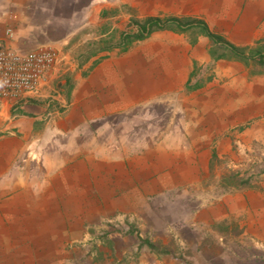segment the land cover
Segmentation results:
<instances>
[{"label":"crops","instance_id":"crops-1","mask_svg":"<svg viewBox=\"0 0 264 264\" xmlns=\"http://www.w3.org/2000/svg\"><path fill=\"white\" fill-rule=\"evenodd\" d=\"M64 1L0 0V29L11 25L13 47L48 44L60 56L35 96L16 110L0 107V260L17 264L39 255L38 242L53 243L57 235L74 240L73 231L89 224L91 211L107 209L104 203L167 176L157 174L162 169L154 174L153 156L167 155L173 165L168 142L187 144L184 130L194 145L219 153L236 138L264 143V72L251 75L240 61L214 60L215 45L196 29L157 30L121 48L122 36L136 31L132 19L188 17L236 47L259 46L264 55V0H67L82 18L77 30L67 29L72 15L63 13ZM121 4L141 12L122 16ZM87 25L99 38L117 32L119 41L79 64L72 36ZM208 64L216 78L203 80L194 67ZM169 99L184 115L178 127L157 136L130 133L132 116L143 115L149 129L150 106ZM186 162L198 170L195 157ZM222 207V218H239L242 235L264 251V179L227 195Z\"/></svg>","mask_w":264,"mask_h":264},{"label":"rangeland","instance_id":"rangeland-1","mask_svg":"<svg viewBox=\"0 0 264 264\" xmlns=\"http://www.w3.org/2000/svg\"><path fill=\"white\" fill-rule=\"evenodd\" d=\"M74 6L67 0L63 3V13L72 15L65 19L68 30H77L82 25V18L74 10L77 4ZM118 12L122 16L128 13L136 16L141 7L121 4ZM122 16L119 21L124 19ZM118 35L113 32L99 38L95 27L87 25L72 36V44L79 42L72 54L75 59L79 57L81 64L90 51L116 44ZM216 51L222 53L220 49ZM200 69L203 80L216 78L213 64L194 67L195 72ZM244 69L254 75L264 72V64L249 60ZM189 87L184 89L185 96ZM179 108L174 99L151 105L150 128L142 126L147 122L143 115H136L131 117L135 124L130 133L149 130L153 136L168 134L184 119ZM183 134L187 144L173 146L168 142L167 149L174 151L173 165L167 155L153 156L156 160L152 173L162 169L157 174L167 176L152 177L150 185H142L140 192L121 196L116 204L104 203L107 209L91 211L89 224L73 231L74 240L60 241L57 235L53 243L38 242L39 255L24 258L22 264H264V251L242 235L239 218H222L227 195L243 188H256L264 179V143L246 144L244 138H236L219 153L212 145H194L190 130H184ZM191 157L197 159L198 170L188 168L186 161ZM144 240L153 244L154 249ZM0 261L17 264L18 259L16 263L9 258Z\"/></svg>","mask_w":264,"mask_h":264},{"label":"built area","instance_id":"built-area-1","mask_svg":"<svg viewBox=\"0 0 264 264\" xmlns=\"http://www.w3.org/2000/svg\"><path fill=\"white\" fill-rule=\"evenodd\" d=\"M14 37L12 28L0 29V107L8 105L16 110L26 97L35 96L46 85L60 56L48 44L15 48L10 43Z\"/></svg>","mask_w":264,"mask_h":264},{"label":"trees","instance_id":"trees-1","mask_svg":"<svg viewBox=\"0 0 264 264\" xmlns=\"http://www.w3.org/2000/svg\"><path fill=\"white\" fill-rule=\"evenodd\" d=\"M131 23L136 27V31L130 35L124 34L121 38V41L124 43L132 40H142L157 30H176L180 33H185L191 29H196L197 33L207 37L215 45L209 51L214 60L229 59L242 63H247L250 60L264 64V55L260 53L258 48L236 47L220 35L211 32L207 25L200 19L188 17H147L141 20L132 19ZM216 49L222 50V53H217ZM144 243L152 250L154 249L153 244L149 241L144 240Z\"/></svg>","mask_w":264,"mask_h":264}]
</instances>
